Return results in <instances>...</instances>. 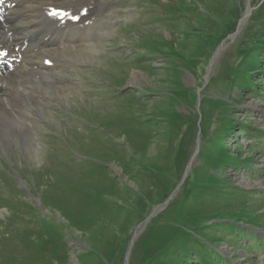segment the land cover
I'll list each match as a JSON object with an SVG mask.
<instances>
[{
    "label": "rangeland",
    "instance_id": "rangeland-1",
    "mask_svg": "<svg viewBox=\"0 0 264 264\" xmlns=\"http://www.w3.org/2000/svg\"><path fill=\"white\" fill-rule=\"evenodd\" d=\"M104 1L35 143L0 114V264H264V0Z\"/></svg>",
    "mask_w": 264,
    "mask_h": 264
},
{
    "label": "bare ground",
    "instance_id": "bare-ground-1",
    "mask_svg": "<svg viewBox=\"0 0 264 264\" xmlns=\"http://www.w3.org/2000/svg\"><path fill=\"white\" fill-rule=\"evenodd\" d=\"M1 18L6 19V23L0 21V55L6 58L0 59V114L7 120V132L3 136L22 135L32 144L35 143L32 127L40 126L35 107H43L46 97L32 91L27 79L35 77L43 83L57 85L65 100V88L70 89L73 82L65 72L73 69L70 59L78 62L84 56L98 59V53L93 50L104 47L103 42L111 37L117 17L104 0H0ZM247 19L246 16L242 20L241 30ZM87 24L94 25L97 32H81ZM31 45L39 52L32 55ZM21 49L26 51L22 53ZM60 51L64 55L56 58ZM67 64L69 68L65 69ZM19 85H23L22 90Z\"/></svg>",
    "mask_w": 264,
    "mask_h": 264
},
{
    "label": "water",
    "instance_id": "water-1",
    "mask_svg": "<svg viewBox=\"0 0 264 264\" xmlns=\"http://www.w3.org/2000/svg\"><path fill=\"white\" fill-rule=\"evenodd\" d=\"M250 13H251V8L250 7H248V12H247V17H249V15H250ZM240 32V27H239V29H238V32L236 33V35L238 34ZM235 36L233 35V36H231L230 38L232 39V38H234ZM221 47L217 50V52H216V55H215V57L212 59V61H211V67L214 65V63L216 62V60H217V56L219 55V53L221 52ZM173 196H174V194H172V196L166 201V203H165V205L167 206L169 203H170V201L172 200V198H173ZM158 209H156V211L153 213V214H151L149 217H148V219L143 223V226H145V225H147V223L158 213ZM137 236H138V234H135V236H134V238H133V240H132V243H131V246H130V249H129V251H128V254H127V256H126V264H128V260H129V256H130V254H131V250H132V247H133V244H134V242H135V240H136V238H137Z\"/></svg>",
    "mask_w": 264,
    "mask_h": 264
},
{
    "label": "snow or ice",
    "instance_id": "snow-or-ice-1",
    "mask_svg": "<svg viewBox=\"0 0 264 264\" xmlns=\"http://www.w3.org/2000/svg\"><path fill=\"white\" fill-rule=\"evenodd\" d=\"M53 15H55V13H53Z\"/></svg>",
    "mask_w": 264,
    "mask_h": 264
}]
</instances>
